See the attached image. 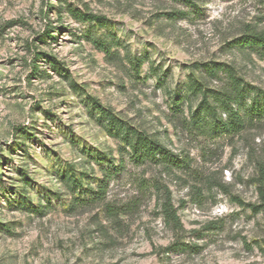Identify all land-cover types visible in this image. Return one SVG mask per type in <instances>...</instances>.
I'll return each instance as SVG.
<instances>
[{
    "label": "rangeland",
    "instance_id": "obj_1",
    "mask_svg": "<svg viewBox=\"0 0 264 264\" xmlns=\"http://www.w3.org/2000/svg\"><path fill=\"white\" fill-rule=\"evenodd\" d=\"M262 29L264 0H0V264H264V120L198 134L185 92L212 63L264 90L231 43ZM90 97L167 155L134 161Z\"/></svg>",
    "mask_w": 264,
    "mask_h": 264
},
{
    "label": "trees",
    "instance_id": "obj_2",
    "mask_svg": "<svg viewBox=\"0 0 264 264\" xmlns=\"http://www.w3.org/2000/svg\"><path fill=\"white\" fill-rule=\"evenodd\" d=\"M75 15L81 20L98 19V17L91 14L86 16L84 13H76ZM231 43L240 48H250L259 59L264 61V29L248 30L232 40ZM103 50L104 52L108 51L107 48ZM135 65L138 66V63ZM203 71L202 78H219L222 75L225 77V82L220 89L208 91L203 81L188 77L185 83V92L192 97L200 95L197 108L190 115L191 126L198 134L204 136L233 135L242 131L247 124L253 121L264 120V90L245 83L243 79L235 74L232 67L212 63L203 65ZM251 94L254 97L247 102L245 99ZM90 100H92L93 106H97L104 127L109 131L113 130L120 136L122 142L128 145L131 150V158L134 161L140 163L148 159L154 160L157 154H166V149L162 147L158 140L148 138L143 133L130 129L110 109L102 107L95 98L90 97ZM241 109H243V112ZM106 185L107 183L104 180L101 181L96 193L100 194L105 191ZM260 192L264 202V192L261 189ZM162 209L168 220L180 225L179 218L176 216L170 202L169 193L165 194Z\"/></svg>",
    "mask_w": 264,
    "mask_h": 264
}]
</instances>
